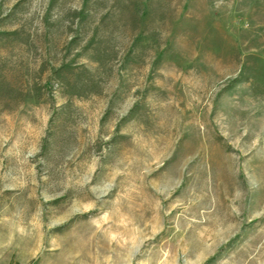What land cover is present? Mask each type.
<instances>
[{
    "label": "rangeland",
    "instance_id": "374dc122",
    "mask_svg": "<svg viewBox=\"0 0 264 264\" xmlns=\"http://www.w3.org/2000/svg\"><path fill=\"white\" fill-rule=\"evenodd\" d=\"M51 259L264 264V0H0V264Z\"/></svg>",
    "mask_w": 264,
    "mask_h": 264
},
{
    "label": "crops",
    "instance_id": "0c3cea01",
    "mask_svg": "<svg viewBox=\"0 0 264 264\" xmlns=\"http://www.w3.org/2000/svg\"><path fill=\"white\" fill-rule=\"evenodd\" d=\"M3 264H6V263H3ZM8 264H25V263L21 262V261H18V260H15V261H13L11 263H8ZM41 264H58V260L57 259H55V260L51 259V260H48V261L44 260V261L41 262Z\"/></svg>",
    "mask_w": 264,
    "mask_h": 264
}]
</instances>
